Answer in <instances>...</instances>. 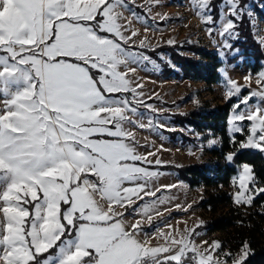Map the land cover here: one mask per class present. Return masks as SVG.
Wrapping results in <instances>:
<instances>
[{
	"label": "snow or ice",
	"instance_id": "obj_1",
	"mask_svg": "<svg viewBox=\"0 0 264 264\" xmlns=\"http://www.w3.org/2000/svg\"><path fill=\"white\" fill-rule=\"evenodd\" d=\"M125 3L0 0L2 264H246L251 255L247 243L239 253H226L224 260L214 256L219 242L201 253L191 232L186 240L161 234L165 243L153 246L138 239L143 231L139 222L126 228L123 213L115 211L114 205L143 199L142 192L156 195L155 190L145 192V186L159 173L137 162L163 163L146 161L135 152L134 141L127 142L131 135L125 125L134 123L128 113H138L133 100L142 96L131 86L127 71L135 69L127 64L150 58L124 46L127 38L116 9ZM193 3L206 25L218 23L211 0ZM221 3L226 8L221 9L225 19L218 55L227 59L239 54L230 40L238 38L236 29L245 16L252 24V13L242 0ZM208 30L212 34L213 28ZM260 43L264 45V39ZM222 75L227 97L237 96L232 130L245 136L237 142L238 150L264 152V104H249L254 98L264 100V71L256 80L259 90L247 96L239 95L243 86L226 69ZM117 93H131L132 98L112 95ZM235 155L226 159L231 163ZM241 169L233 177L238 188L234 203L249 206L256 195L264 194V186L252 166L245 163ZM126 182L135 186L124 187ZM97 195L109 203L107 209ZM156 203L142 206L148 220Z\"/></svg>",
	"mask_w": 264,
	"mask_h": 264
},
{
	"label": "rangeland",
	"instance_id": "obj_2",
	"mask_svg": "<svg viewBox=\"0 0 264 264\" xmlns=\"http://www.w3.org/2000/svg\"><path fill=\"white\" fill-rule=\"evenodd\" d=\"M252 1L264 12V0ZM213 2L214 0H211V7ZM133 6L139 8L143 14L137 12ZM247 7H250L252 13L253 37L260 45L263 56L259 67L256 71L253 70V66L258 63L248 55L246 49H242L245 43L239 35L238 38L233 37L230 40L233 48L239 50V54L229 55L227 59H222L219 56L222 61L221 75L226 69L228 76L243 86L239 94L242 96H247L250 90H259L256 80L259 78V73L264 71V45L260 43L264 39V21L261 20L262 15L253 10V5ZM197 8L198 4L193 3V0H126L124 6H118L116 9L120 14L118 23L123 25L122 31L127 38L124 44L126 49L135 53H143L150 58V61H129L127 64L128 69H135L134 72L127 71V77L132 82L131 86L136 88L138 93H142V96L133 100V103L138 106V113H128L129 119L134 123L126 124L127 131L131 135L127 138V142L133 143L134 141L135 152L144 157L146 161L160 160L163 163L149 166L146 163L137 162L140 166L149 167V170L159 173L158 176L149 178V182L145 186V192L155 190V196H144L142 192L140 195L144 197L143 199L133 198V203L130 205L124 207L114 205L113 207L117 213H123L126 228L137 222L141 224L143 231L138 234V239L141 241H147L153 246L163 245L165 240L161 234L174 236L177 239L183 237L186 240L191 232L201 253L213 246L215 242H219L221 248L214 253V256L224 260L226 253L236 254L241 251L242 241H246L242 238L248 235L245 233L247 230L239 228L226 233L201 232L199 227L212 218L225 215L229 209L224 207L217 213H213L200 208L198 205L206 196L204 188L190 187L179 178L177 173L161 171L158 167L170 164L191 165L210 159L209 150L220 145L219 139L208 132L197 133L189 128H179L172 122L173 116L185 114L199 107L216 108L228 103L232 98L235 99L236 104L237 96H233L231 99L227 97V86L223 75L219 84L209 86L188 79L180 73L175 65H172L175 73L171 77L165 78L161 75V62L145 53V51L157 52L156 50L166 45L177 46L176 48L180 49V54L184 57L196 58L190 52L193 48L194 50L210 48L219 53L223 40L219 34V28L225 19L221 9L226 8V3H223L217 11L212 7V15L218 21L215 26L206 25L202 13ZM209 27L213 28L212 34L209 33ZM170 40L173 43L169 44ZM182 49L185 51L182 52ZM159 54H161L159 58L162 61H169L167 55ZM120 70L123 72L126 69L122 65ZM94 72L95 75H98L96 70ZM248 76L251 77L250 81L246 79ZM112 95H126L130 99L132 98L131 93ZM253 103L264 104V100L254 98L249 101V104ZM0 107L3 105L0 104ZM233 115L234 108L229 118V130L230 134L235 136L237 133L232 130L234 127ZM153 123L156 127L151 126ZM141 124L143 127L139 126ZM245 127L247 130V126ZM239 135L243 137V140L245 139L243 134ZM209 140H214L215 144L209 145ZM240 170H242L241 166ZM90 179L95 178L90 177ZM136 183H143V181ZM123 186L133 187L135 185L126 182ZM237 190L232 179L226 191L232 196L233 203L234 193ZM95 198L102 208L109 207V203L99 195ZM158 198H161L163 202H159ZM149 201H157L150 213L151 220L144 217L141 211L142 206ZM249 206H240L234 203V207H238L239 210L247 209ZM63 207L65 206L62 205ZM262 230H264V226ZM260 242H264V238ZM229 264H231L230 261Z\"/></svg>",
	"mask_w": 264,
	"mask_h": 264
},
{
	"label": "trees",
	"instance_id": "obj_3",
	"mask_svg": "<svg viewBox=\"0 0 264 264\" xmlns=\"http://www.w3.org/2000/svg\"><path fill=\"white\" fill-rule=\"evenodd\" d=\"M243 4L254 6V11L262 15L264 21V12L252 0H242ZM222 5L221 0H214L212 7L215 11ZM137 12L143 14L141 10L133 6ZM238 35L242 38L250 57L254 58L258 64L253 66L256 71L263 59L261 47L253 37L252 24L249 23V17L245 16L238 23L236 29ZM177 46H163L156 50L164 53L169 57V61H162L161 54L154 51H145L153 56L154 59L161 62V75L165 78L171 77L175 70V65L180 73L190 80H196L206 85H216L222 81L220 68L222 61L216 50L210 48L192 49V54L196 58L184 57L180 54ZM185 51L182 49V52ZM171 64V65H170ZM94 73V71H92ZM177 74V73H176ZM235 105V99L232 98L228 103L216 107H199L196 110L189 111L185 114L173 116L172 122L179 128H189L197 133L208 132L215 138H218L220 145L209 150L211 158L207 161L191 165H164L159 166L161 171H171L178 174L179 178L193 188H204L206 196L200 201L199 207L217 213L219 209L227 208L229 211L225 215L217 216L208 220L200 230L208 233L222 232L226 233L234 229L247 230L242 239L250 245L251 255L248 257L246 264H264V194L257 195L249 208L239 210L234 207L233 199L226 191L228 185L234 176L237 175L240 166L248 164L253 167L255 176L261 186H264V153L254 150H238V141L243 137L235 135V139L230 134L229 118ZM236 153L233 162L226 159L228 154ZM155 167V166H153ZM235 209V210H233Z\"/></svg>",
	"mask_w": 264,
	"mask_h": 264
},
{
	"label": "crops",
	"instance_id": "obj_4",
	"mask_svg": "<svg viewBox=\"0 0 264 264\" xmlns=\"http://www.w3.org/2000/svg\"><path fill=\"white\" fill-rule=\"evenodd\" d=\"M95 71V70H94ZM95 73V72H94ZM93 73V75L95 76V74ZM125 127H126V125H125ZM127 129V128H126ZM66 207V206H65Z\"/></svg>",
	"mask_w": 264,
	"mask_h": 264
}]
</instances>
